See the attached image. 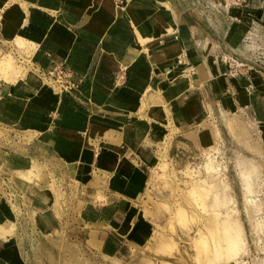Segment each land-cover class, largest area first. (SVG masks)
I'll list each match as a JSON object with an SVG mask.
<instances>
[{
	"label": "crops",
	"instance_id": "obj_1",
	"mask_svg": "<svg viewBox=\"0 0 264 264\" xmlns=\"http://www.w3.org/2000/svg\"><path fill=\"white\" fill-rule=\"evenodd\" d=\"M253 2L0 0V56L28 54L31 65L0 77V129L22 137L0 147V163L23 191H41L42 217L53 174L73 183L69 244L116 263L177 262L147 205L152 170L185 165L209 143L207 118L228 108L264 122V85L247 94L246 80L216 59L250 33L248 18L264 11ZM55 65L73 89L45 84ZM9 223L0 195V264H34Z\"/></svg>",
	"mask_w": 264,
	"mask_h": 264
},
{
	"label": "rangeland",
	"instance_id": "obj_2",
	"mask_svg": "<svg viewBox=\"0 0 264 264\" xmlns=\"http://www.w3.org/2000/svg\"><path fill=\"white\" fill-rule=\"evenodd\" d=\"M253 4L264 10V0H254ZM248 23L250 33L239 49L216 57L228 65L224 56L232 54L243 63L233 69L234 76L228 66L227 73L246 80L247 94L258 88L254 82L264 85V11L250 16ZM17 45L24 46L21 41ZM27 56L21 52L2 54L0 77L12 81L22 76L31 68ZM44 74L47 76L46 70ZM43 79L60 91L56 83ZM232 112L228 108L219 119L207 118L204 126L209 127V143L198 145L185 165L163 161L152 170L147 205L155 210L150 214L154 222L161 224L159 235L172 242L169 253L179 255L175 264H264V133L260 132L264 122L245 109ZM21 140L20 135L0 129V147ZM53 178L47 203L51 212L42 217L38 215L43 208L38 202L41 191H23L0 163L1 202L12 215L14 223L9 225L25 247L30 244L27 247L33 263L42 259L44 264H129L88 255L78 245L68 243L70 234L64 223L70 222L66 210L73 205V183L54 174ZM252 191L260 192L255 202L248 196ZM46 225L55 228L46 229ZM156 243L161 244L159 240Z\"/></svg>",
	"mask_w": 264,
	"mask_h": 264
},
{
	"label": "built area",
	"instance_id": "obj_3",
	"mask_svg": "<svg viewBox=\"0 0 264 264\" xmlns=\"http://www.w3.org/2000/svg\"><path fill=\"white\" fill-rule=\"evenodd\" d=\"M224 60L228 64L230 74L233 76L237 74L236 72H232L233 69L236 71L235 68L243 65L241 61L231 55L224 56ZM69 75L70 73L62 66L55 65L50 70H47V76L45 75V77L56 83L60 91H69L75 87V82L71 80Z\"/></svg>",
	"mask_w": 264,
	"mask_h": 264
},
{
	"label": "bare ground",
	"instance_id": "obj_4",
	"mask_svg": "<svg viewBox=\"0 0 264 264\" xmlns=\"http://www.w3.org/2000/svg\"><path fill=\"white\" fill-rule=\"evenodd\" d=\"M9 61V60H8ZM4 67H2V69H3ZM11 69V68H10ZM8 70V69H7ZM5 73V72H4ZM12 78V77H11ZM225 218V217H224ZM214 232V231H213ZM222 264H227V262H224V263H222Z\"/></svg>",
	"mask_w": 264,
	"mask_h": 264
}]
</instances>
